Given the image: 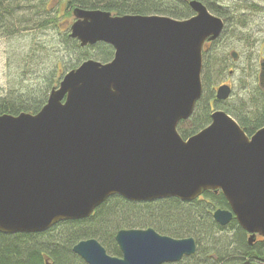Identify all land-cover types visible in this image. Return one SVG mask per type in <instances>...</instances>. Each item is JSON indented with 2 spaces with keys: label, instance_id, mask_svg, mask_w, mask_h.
<instances>
[{
  "label": "water",
  "instance_id": "95a60500",
  "mask_svg": "<svg viewBox=\"0 0 264 264\" xmlns=\"http://www.w3.org/2000/svg\"><path fill=\"white\" fill-rule=\"evenodd\" d=\"M190 7L186 20L73 11L70 38L82 47L107 44L114 57L66 73L39 114L0 116V234L84 220L115 196L191 203L222 192L229 209L213 213L216 224L235 220L251 245L264 238V127L248 136L217 109L196 135L178 131L203 96L204 45L224 28L202 2ZM231 95L220 86L216 100ZM115 241L120 258L94 239L73 253L85 264H174L197 252L195 239L151 228L121 230Z\"/></svg>",
  "mask_w": 264,
  "mask_h": 264
},
{
  "label": "trees",
  "instance_id": "16d2710c",
  "mask_svg": "<svg viewBox=\"0 0 264 264\" xmlns=\"http://www.w3.org/2000/svg\"><path fill=\"white\" fill-rule=\"evenodd\" d=\"M191 1L61 0L54 5L55 0H0L1 34L14 36L30 31L44 32L48 26H53L55 31L58 29L57 39L75 60L69 66L61 57L62 54L57 55L58 51L47 45L42 50L30 49L26 60L39 67L32 70L29 65L26 66L21 72L23 74L17 77L18 85L14 84L5 92L0 91V116L39 114L52 89L58 87L66 73L87 60L108 62L114 57V49L104 43L83 48L77 40L70 38L69 30L59 29L57 19L52 20L54 15L61 13L62 16H70L68 9H72L73 17V11L79 8L101 10L114 16H164L186 20L194 14L190 7ZM198 1L205 4L212 14L229 21L231 16L219 6L221 0ZM212 52L203 70V96L191 118L182 122L178 131L184 139L196 135L208 127L213 110L218 108L233 116L246 134L252 136L264 126V91L253 92V98L250 99L258 112L238 106V114L226 104L216 101L211 88L219 83V78H215L219 59ZM258 102L261 107H258ZM219 209H229L222 192H205L191 203L176 199L133 203L121 197H111L96 208L90 218L61 222L37 234H0V264H85L73 253V248L79 242L91 239L100 242L108 254L120 258L122 254L115 241L117 233L121 230L149 228L175 239H195L197 253L176 264H264V239L258 238L251 245L249 235L235 220L227 227L216 224L213 213Z\"/></svg>",
  "mask_w": 264,
  "mask_h": 264
},
{
  "label": "rangeland",
  "instance_id": "374dc122",
  "mask_svg": "<svg viewBox=\"0 0 264 264\" xmlns=\"http://www.w3.org/2000/svg\"><path fill=\"white\" fill-rule=\"evenodd\" d=\"M55 2L56 4L54 5H57V2L60 3L61 0H55ZM244 2H247L248 5L255 4L259 8L255 7V9L246 12L247 16L245 18L241 16V12H233L234 15L227 22V32L224 33L219 41L207 47L210 49L209 53L213 51L212 54H215L219 59V65H216L215 69L216 77L214 76L215 78H219L217 80L219 83L214 87L212 86L211 90L215 93L216 88L218 89V86H221L222 81L226 85L231 84L234 88V93L227 107L235 110L238 114V106L251 109L252 111L250 112H258V108L255 109L252 106L250 99L253 98V92L259 91L257 88V76L259 75L260 64L258 63L261 58H264V0H244ZM218 3L222 6L237 5V3L230 0H223ZM245 9L247 8L245 7ZM68 13L70 16H62L61 13L53 16L52 20L57 19V24H60L59 29L62 31L65 29L69 30L74 22V18L71 15L72 9H68ZM23 27L24 24L22 25ZM57 31L58 29L55 31L53 26H48L44 32L30 31L14 36L0 33V91L5 92L11 86H14V84L18 85L17 77L23 74L21 72H24L26 66L29 65V68L32 70L38 69L39 65L32 63L29 59L26 60L30 49L37 48L42 50L44 49L43 46L47 45L52 47L56 52L58 51L57 55L62 54L61 57L65 63H69V66L75 62L73 57L68 55L65 45L57 39L59 35ZM54 39L55 41H53ZM48 41L50 43H47ZM233 52L239 55L240 60H233L231 56ZM213 55H211L212 58ZM112 59L110 58L108 62H111ZM95 61H100L103 64L108 63L101 60ZM224 65L225 68L221 70ZM61 73L63 72L61 71ZM250 83L255 84L256 87L255 85L250 87ZM259 103H257L258 107L261 105Z\"/></svg>",
  "mask_w": 264,
  "mask_h": 264
},
{
  "label": "flooded vegetation",
  "instance_id": "af4514ba",
  "mask_svg": "<svg viewBox=\"0 0 264 264\" xmlns=\"http://www.w3.org/2000/svg\"><path fill=\"white\" fill-rule=\"evenodd\" d=\"M223 0H221V2H222ZM225 1V0H224ZM230 1H232V2H235V3H237V5L236 6H222V5H220L219 4V6H220V8L224 11V13H227V14H229L231 17L230 18H228L229 20L232 18V16L234 15V13L233 12H235V11H237L238 13L239 12H241V16L243 17V18H245L246 16H247V14H246V12H248V11H251V10H253V9H255V7L256 8H259L258 6H256L255 4H253V5H251V4H249L248 5V3L246 2H244V0H230ZM246 1V0H245ZM242 4H244L243 6H241ZM239 5V6H238ZM245 7L247 8V9H245ZM222 20H223V22H224V28H223V31H222V33H221V36L219 37V39L217 40V41H219L221 38H222V36L224 35V33H226L227 32V28H228V26H227V20H224L223 18H221ZM217 41H215V42H210V41H207L206 43H205V45H204V50H203V70H204V66H205V64L208 62V60H209V48H207V47H210V46H212L214 43H216ZM87 47V46H86ZM83 48H85V47H83ZM208 50V51H207ZM233 54H235L236 55V57L234 58V55ZM231 56H232V58H233V60L234 61H238V60H240V58H239V55H237V53H235V52H233L232 54H231ZM260 62L258 63V64H260V70H258V72H259V75L257 76V81H258V90L259 91H261V92H263L264 91V89L263 88H261L262 87V85H261V74H262V72H264L263 70H264V58H261L260 60H259ZM223 68H225V65L221 68V70L223 69ZM220 71V70H219ZM256 73V72H255ZM234 74V73H233ZM257 74V73H256ZM223 85H226L223 81H222V83H221V86H223ZM228 86H230L231 88H232V95L231 96H233V93H234V88H233V86L231 85V84H227ZM226 85V86H227ZM250 85V87H252L253 85H255V84H253V83H250L249 84ZM255 87H256V85H255ZM251 89V88H250ZM215 95H216V92H215ZM230 96V99H227V101H225V102H220V103H223V104H226V105H228L229 104V101L232 99V97ZM100 243V242H99ZM101 244V243H100ZM102 245V244H101ZM107 251V250H106ZM108 253V252H107Z\"/></svg>",
  "mask_w": 264,
  "mask_h": 264
},
{
  "label": "bare ground",
  "instance_id": "6f19581e",
  "mask_svg": "<svg viewBox=\"0 0 264 264\" xmlns=\"http://www.w3.org/2000/svg\"><path fill=\"white\" fill-rule=\"evenodd\" d=\"M55 88H57V87H55ZM55 88H53V89H55ZM53 89H52V90H53ZM51 92H52V91H51ZM217 109H218V108H217ZM217 109H214V110H217ZM214 110H213V111H214ZM218 110H222V109H218ZM232 118H233V116H232ZM234 119H235V118H234ZM238 123H239V122H238ZM260 128H261V127H260ZM262 128H263V127H262ZM259 130H260V129H259ZM256 132H257V131H256ZM256 132H255V133H256ZM255 133H254V134H255ZM254 134H253V135H254ZM257 240H258V239H257ZM257 240H256V241H257ZM256 241H255V243H256ZM196 246H197V245H196ZM197 248H198V246H197ZM196 253H197V252H196ZM196 253H195V254H196ZM195 254H194V255H195ZM194 255L184 257L183 260H184L185 258L193 257ZM183 260H182V261H183ZM182 261H181V262H182ZM171 264H173V263H171ZM174 264H176V263H174Z\"/></svg>",
  "mask_w": 264,
  "mask_h": 264
}]
</instances>
